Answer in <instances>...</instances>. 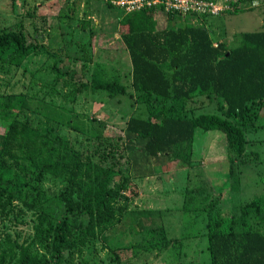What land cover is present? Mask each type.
Instances as JSON below:
<instances>
[{
    "label": "rangeland",
    "instance_id": "rangeland-1",
    "mask_svg": "<svg viewBox=\"0 0 264 264\" xmlns=\"http://www.w3.org/2000/svg\"><path fill=\"white\" fill-rule=\"evenodd\" d=\"M108 1L0 0V27L16 23L37 44L18 66L0 68V148L1 134L19 108L37 127L59 134L79 148L89 146L95 133L119 134L129 115L138 112L130 86L128 53L117 32V21L123 13ZM238 7L237 12L216 16L175 15L170 23L195 20L208 31L212 45L231 47L238 42L240 32L264 29V0H241ZM92 20L98 21L97 29H105L101 38L89 26ZM163 25L164 19H157L155 27ZM113 34L118 37L115 41ZM96 36L98 46L106 44L101 48L110 49L115 57L91 53ZM88 57L89 61H85ZM53 65L65 73L58 74ZM93 70L107 80L116 77L125 84L126 92L109 95L88 84L80 85L81 79H89ZM209 103L214 107L216 99ZM260 124L264 125V108L259 112L257 126L249 127L245 133L251 140L246 144V153L231 164L238 177L237 190L229 189L228 181L233 176L228 173L223 140L214 132L195 134L191 154H183L189 164L186 167L178 168V159L144 158L139 147L127 151L119 175L125 186L119 187L118 198L113 199V222L79 249L74 246L64 264L206 262L205 215L196 202L204 204L226 186L216 208L232 210L249 197L258 199L263 195L264 126ZM7 180L14 182L17 194L0 209V251L4 252L0 264H18L17 245L29 246L31 252L42 251L35 243L33 229L38 208L22 202L25 195L33 194L31 181L14 160L0 153V182ZM198 185L206 187V191L196 193L185 210L186 191ZM40 188L45 200L38 205L55 207L60 181L47 177ZM246 225L264 236V209L250 214ZM10 248L12 252H8Z\"/></svg>",
    "mask_w": 264,
    "mask_h": 264
},
{
    "label": "trees",
    "instance_id": "trees-1",
    "mask_svg": "<svg viewBox=\"0 0 264 264\" xmlns=\"http://www.w3.org/2000/svg\"><path fill=\"white\" fill-rule=\"evenodd\" d=\"M240 1H231L236 8L228 12H237ZM174 16L142 9L123 13L117 21L138 104V112L129 115L119 134L95 133L89 146L79 148L34 125L21 108L7 122L0 153L14 160L31 181L33 194L21 200L27 207L38 208L33 229L35 243L42 249L37 253L29 246L17 245L18 264H64L74 246L79 249L109 227L114 220L113 199L118 198L119 187L125 186L119 175L126 152L136 147L144 158L178 159L181 168L189 165L183 154H191L195 134L214 132L223 140L228 173L233 176L229 189L237 190L238 177L231 164L246 153L251 140L245 133L257 126L264 108V29L240 32L231 47L223 43L214 46L203 26L195 20L171 24ZM162 18L163 27H155ZM36 47L16 23L0 27L1 70L18 66ZM53 68L58 74L65 73ZM81 81L80 85L88 84L109 95L126 92L125 84L116 77L107 80L96 70ZM213 98L216 105L209 107ZM47 177L61 183L56 206L50 209L38 205L45 200L40 187ZM14 188L11 180L0 182V209L16 198ZM205 189L201 185L189 188L183 208L188 210L196 193L203 194ZM225 189H218V195L204 204L196 202L205 215L208 259L195 264H264V236L246 225L250 214L264 209V192L258 199L239 202L232 210L216 208ZM3 253L0 251V260Z\"/></svg>",
    "mask_w": 264,
    "mask_h": 264
},
{
    "label": "built area",
    "instance_id": "built-area-1",
    "mask_svg": "<svg viewBox=\"0 0 264 264\" xmlns=\"http://www.w3.org/2000/svg\"><path fill=\"white\" fill-rule=\"evenodd\" d=\"M108 2L112 7L121 9L122 13L150 9L194 17L216 16L236 8L231 0H109Z\"/></svg>",
    "mask_w": 264,
    "mask_h": 264
},
{
    "label": "crops",
    "instance_id": "crops-1",
    "mask_svg": "<svg viewBox=\"0 0 264 264\" xmlns=\"http://www.w3.org/2000/svg\"><path fill=\"white\" fill-rule=\"evenodd\" d=\"M112 7V6H111ZM97 20H92V22L89 24V26L91 27V29L93 30V32L95 31V33L97 34V36H98V38H101V36H102V34H103V32H105V29L104 28H101V29H97V28H99L100 27V25H98L97 24ZM94 25H93V24ZM96 30H97V32H96ZM99 30V31H98ZM101 34V35H100ZM97 36H96V39H95V42H94V44H95V46H93V49H92V51H91V53H93V55H96L97 53H99V54H103V55H107L108 57H110V55H112L113 57H115V54H111V51H110V49H102L101 47H105L106 46V44H102L101 45V47L100 46H98V44L96 43L98 40H97ZM112 38H113V41H115V40H117V36H116V34H113L112 35ZM102 42V41H101ZM111 43V42H110ZM109 42H108V44H110ZM73 46H74V44H73ZM100 47V48H99ZM113 52H114V49H113ZM111 58V57H110ZM100 64V63H99Z\"/></svg>",
    "mask_w": 264,
    "mask_h": 264
}]
</instances>
